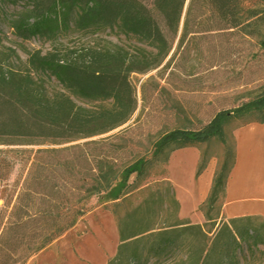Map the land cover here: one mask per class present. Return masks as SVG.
I'll return each mask as SVG.
<instances>
[{
	"label": "trees",
	"instance_id": "obj_1",
	"mask_svg": "<svg viewBox=\"0 0 264 264\" xmlns=\"http://www.w3.org/2000/svg\"><path fill=\"white\" fill-rule=\"evenodd\" d=\"M258 4L245 9L242 0H0V141L7 146L0 149V186L12 182L13 189L11 202L0 208V264H26L87 215L94 198L118 182L117 200L126 199L151 178L157 165L167 164L171 154L214 140L224 146V154L200 208L214 234L179 217L180 204L170 183L165 182V195L149 186L143 189L147 196L142 202L118 217L120 246L107 264L168 263L180 256L191 264L254 263L264 245L263 217L232 218L215 227L237 162L226 126L239 118L264 124V92L219 111L202 129L164 134L150 157L123 168L107 156L91 159L80 145L32 151L15 147L71 143L122 126L137 105L132 74L159 67L190 33L242 31L258 35L264 51V0ZM206 21L209 27L204 29ZM3 27L23 42L39 39L52 48L46 52L23 48V60L15 48L3 44ZM105 32L139 47L106 48L98 39ZM75 35L97 39L83 48L60 47L62 39ZM76 100L110 105L90 109ZM209 161L208 152H203L197 178Z\"/></svg>",
	"mask_w": 264,
	"mask_h": 264
},
{
	"label": "rangeland",
	"instance_id": "obj_2",
	"mask_svg": "<svg viewBox=\"0 0 264 264\" xmlns=\"http://www.w3.org/2000/svg\"><path fill=\"white\" fill-rule=\"evenodd\" d=\"M242 1L245 9L259 7L258 0ZM203 26L204 29L209 27L208 22H204ZM192 31H196V28ZM180 33H183V25ZM1 36L3 44L15 48L23 60L26 59L23 48L43 52L52 48L49 43L39 39L23 42L8 27L2 28ZM96 39L90 36H70L61 40L60 47L83 48L95 43ZM98 39L106 48L120 46L134 51L139 47L134 41L111 32L101 34ZM258 40V35H245L242 31L205 30L190 33L175 46L159 67L145 73L132 74L137 105L133 115L122 126L71 143L43 145L33 142V145L15 148L32 151L44 148L67 149L80 145L91 159L107 156L118 168L140 157H150L153 145L164 134L176 129H202L219 111L236 108L264 92V51L260 50ZM76 103L90 109L110 105L109 102L88 103L79 100ZM252 125L261 124L248 123L247 118H239L225 129L229 145L236 148V154L240 144L237 185L250 179L252 181L248 184H251L256 176L264 173V141H254L245 132ZM1 143L0 149L7 147ZM73 152L76 154L80 151ZM203 152H208L210 156L208 168L216 171L224 154V146L220 142L214 140L209 144L178 150L171 154L167 164L157 165L151 178L126 199L117 200L121 192L119 182L108 193L94 198L91 202L92 210L87 215L78 219L72 228L36 253L26 264H107L117 255L120 246L118 217H123L142 202L147 196L143 190L146 187L150 186L154 190L160 188L159 195L167 194L165 182L170 183L179 201V217L194 225L205 226L207 231H212V236L215 229L212 230L211 224H206L200 211L207 198L200 197L203 181L196 177L197 164ZM17 174L16 169L13 178ZM134 179L135 176H132L129 183L132 184ZM11 184L0 186V208L12 200ZM226 202L227 194L219 203L220 219L215 228L229 219L224 213ZM193 240L189 238V241ZM193 242L196 247L198 244ZM185 257L180 256L168 263H156L153 260L150 264H191L185 262ZM253 264H264V245L259 247Z\"/></svg>",
	"mask_w": 264,
	"mask_h": 264
},
{
	"label": "crops",
	"instance_id": "obj_3",
	"mask_svg": "<svg viewBox=\"0 0 264 264\" xmlns=\"http://www.w3.org/2000/svg\"><path fill=\"white\" fill-rule=\"evenodd\" d=\"M254 141L261 139L264 141V124L252 125L245 129ZM240 144L237 147V162L233 169L227 185V202L224 206V213L227 218H239L246 216H263L264 217V173L256 176V179L251 184L244 181L237 185V175L240 168ZM215 170L207 168L203 175L200 177L202 189L200 192L201 198H206L212 186ZM248 206L242 208L243 206ZM238 206L240 208H238ZM233 207V208H232ZM232 209V210H231ZM202 220V219H199ZM202 222V221H199Z\"/></svg>",
	"mask_w": 264,
	"mask_h": 264
}]
</instances>
